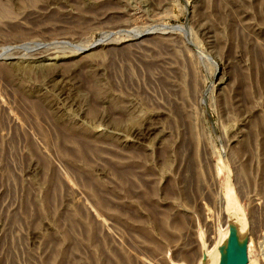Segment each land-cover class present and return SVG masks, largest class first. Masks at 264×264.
Here are the masks:
<instances>
[{"label": "rangeland", "instance_id": "374dc122", "mask_svg": "<svg viewBox=\"0 0 264 264\" xmlns=\"http://www.w3.org/2000/svg\"><path fill=\"white\" fill-rule=\"evenodd\" d=\"M231 237L264 264V0H0V264Z\"/></svg>", "mask_w": 264, "mask_h": 264}, {"label": "water", "instance_id": "95a60500", "mask_svg": "<svg viewBox=\"0 0 264 264\" xmlns=\"http://www.w3.org/2000/svg\"><path fill=\"white\" fill-rule=\"evenodd\" d=\"M246 251L244 245H237L233 237L226 247L225 260L221 264H246Z\"/></svg>", "mask_w": 264, "mask_h": 264}, {"label": "bare ground", "instance_id": "6f19581e", "mask_svg": "<svg viewBox=\"0 0 264 264\" xmlns=\"http://www.w3.org/2000/svg\"><path fill=\"white\" fill-rule=\"evenodd\" d=\"M5 56H6V55H5ZM88 146H89V145H88ZM84 148H87V147H84ZM89 150H90V148H89ZM86 151H87V150H86ZM86 151H85V152H86ZM97 218H98V216H97ZM97 218H96V219H97ZM98 220H99V219H98ZM99 221H100V220H99ZM96 222H97V221H96ZM101 222H102V221H101ZM71 223H72V222H71ZM143 263L145 264L144 261H143Z\"/></svg>", "mask_w": 264, "mask_h": 264}]
</instances>
